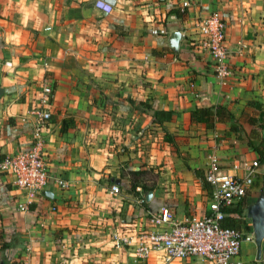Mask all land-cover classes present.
Segmentation results:
<instances>
[{
  "label": "crops",
  "instance_id": "1",
  "mask_svg": "<svg viewBox=\"0 0 264 264\" xmlns=\"http://www.w3.org/2000/svg\"><path fill=\"white\" fill-rule=\"evenodd\" d=\"M211 12L225 25L229 86L217 84L196 44L194 24ZM215 105L229 110V122L212 129L185 122V111ZM38 108L50 115L42 131L48 182L24 206L0 173V264H155L158 254L134 255L146 211L202 217L208 159L240 177L258 158L248 137L261 119L264 139V0H0V159L31 147ZM152 110L174 115L158 125ZM64 118L73 127L61 134ZM258 151L240 218L251 238L241 243L242 264H264V239L257 256L246 216L264 200ZM159 163L153 187L128 191L130 170ZM111 185L122 191L112 194Z\"/></svg>",
  "mask_w": 264,
  "mask_h": 264
},
{
  "label": "built area",
  "instance_id": "2",
  "mask_svg": "<svg viewBox=\"0 0 264 264\" xmlns=\"http://www.w3.org/2000/svg\"><path fill=\"white\" fill-rule=\"evenodd\" d=\"M185 6L186 3H183ZM110 7L111 4L104 6L103 11L109 12ZM194 27L199 35L196 41L198 49L208 55L217 84L229 86L232 73L228 65V50L224 45L223 20L217 12H211L199 18ZM41 93V99L46 103L51 96L50 87L43 85ZM32 115L35 127L31 134V147L0 159V173L11 178L13 187L24 198V206L41 195L49 177L42 131L50 115L41 108L33 109ZM257 166L256 161L250 162L243 175L238 177L224 171L216 159L209 158L203 172V182L209 190L207 213L202 217L190 216L178 220L164 206L155 211L147 210L142 226L134 234V255L145 259L151 254H158L159 262L155 264H168L175 259H198L209 264H242L239 259L241 243L251 238L240 230L221 226L224 218L221 209L245 196ZM57 184L61 188L66 186L61 180ZM109 191L116 194L117 186L111 185Z\"/></svg>",
  "mask_w": 264,
  "mask_h": 264
},
{
  "label": "trees",
  "instance_id": "3",
  "mask_svg": "<svg viewBox=\"0 0 264 264\" xmlns=\"http://www.w3.org/2000/svg\"><path fill=\"white\" fill-rule=\"evenodd\" d=\"M174 115L171 111H163V110H152L151 117L152 122L155 124H162L163 122H168L171 120ZM259 118L261 117V113L258 114ZM185 122L189 125L202 124L205 128L212 129L215 123L218 122H229L231 119V114L226 107L215 105L211 107H202V108H193L185 111L184 113ZM251 120V121H250ZM253 119H248V122H252ZM252 124V123H251ZM73 127V121L71 118H64L60 120L59 133L65 132L67 129ZM262 123L261 119L259 120L258 126L252 129L249 133L248 137V145L254 149L258 155L256 162L258 163L262 160L261 152L258 149L264 150V139H261L258 135V130L261 129ZM240 127H234L232 125L229 126V131L240 130ZM257 141L256 145L253 144L252 141ZM196 174V173H195ZM139 175L138 172L130 171L129 172V183H128V191H133L136 186L141 187L143 190H148L143 184L138 183L135 179ZM197 175V174H196ZM203 185L207 188L206 184L203 182ZM245 204L243 202V198L240 199L235 204L222 208V212L224 214V218L222 220L221 226L226 228H232L239 230V227L242 223L241 217H243Z\"/></svg>",
  "mask_w": 264,
  "mask_h": 264
},
{
  "label": "water",
  "instance_id": "4",
  "mask_svg": "<svg viewBox=\"0 0 264 264\" xmlns=\"http://www.w3.org/2000/svg\"><path fill=\"white\" fill-rule=\"evenodd\" d=\"M174 39H177L178 33H173ZM149 193L147 194V198ZM246 216L250 219L252 225L253 240L256 247L257 256L260 253V244L264 239V200H258L251 205L246 212Z\"/></svg>",
  "mask_w": 264,
  "mask_h": 264
},
{
  "label": "rangeland",
  "instance_id": "5",
  "mask_svg": "<svg viewBox=\"0 0 264 264\" xmlns=\"http://www.w3.org/2000/svg\"><path fill=\"white\" fill-rule=\"evenodd\" d=\"M159 167H161L160 163L159 164H154V166L152 168H149V169L146 168V169L135 170V172L139 173V175L136 177L135 180L138 183H141V184L145 185L146 188L153 187L155 185V183L157 182L158 172H160V170L158 169ZM121 188H122L121 186H118L119 192L122 191ZM124 191L126 192V190H124ZM250 230H251V228H250V225H249L248 226V231H250Z\"/></svg>",
  "mask_w": 264,
  "mask_h": 264
}]
</instances>
